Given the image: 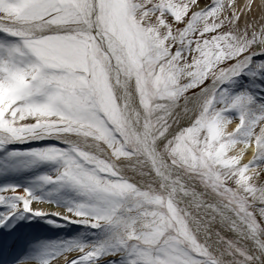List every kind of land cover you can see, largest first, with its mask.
Segmentation results:
<instances>
[{
  "label": "snow or ice",
  "instance_id": "6c2138e0",
  "mask_svg": "<svg viewBox=\"0 0 264 264\" xmlns=\"http://www.w3.org/2000/svg\"><path fill=\"white\" fill-rule=\"evenodd\" d=\"M254 8L0 0L3 165L57 162L41 179L71 197L61 207L0 187V228L31 213L95 230L21 264H264V3ZM44 139L58 145L8 150Z\"/></svg>",
  "mask_w": 264,
  "mask_h": 264
},
{
  "label": "bare ground",
  "instance_id": "6f19581e",
  "mask_svg": "<svg viewBox=\"0 0 264 264\" xmlns=\"http://www.w3.org/2000/svg\"><path fill=\"white\" fill-rule=\"evenodd\" d=\"M255 3L257 5V8H254L253 12L254 14H258V6L261 3H264V0H255ZM233 115H235V113H233ZM232 127H234V125ZM37 141L39 140H33L27 143L11 144L10 146L24 148L33 145ZM42 141H48L47 143H51L52 141H54L56 144H58V141H56L55 139H44ZM3 157L4 156L2 155L0 158V187L15 185L20 189L31 190L33 194H35L36 191L42 193L48 189H50L48 191L52 194H60L62 193V191L64 192V189L59 188L56 185L45 184L41 179L43 176H55L57 174V172L52 174V170L55 171L58 166L57 162L38 161L28 167L9 171L3 165ZM43 207H45V205ZM45 208L50 211L56 210L55 208L52 209L51 207ZM2 211H4V209L0 208V212ZM49 220L56 221V223H50ZM7 225H10V235L8 236L9 239L18 235L20 239L26 240V236L30 232V227L32 225H35L33 234L41 233L43 229L42 235H44L39 241H36L35 243L19 246L17 248L18 250L13 253L12 260L19 257H24L26 260L40 259L45 250L51 249L53 245H59L61 242L72 240L74 239V237H79V235H82L83 237L88 236L83 232H80L86 231L88 229L84 225L68 223V225L61 228L58 218L47 216L38 217L32 215L31 213H23L14 216L7 222ZM3 228H0V231ZM53 237L55 239H50ZM14 250L15 247L12 248L9 252L12 253ZM1 261L8 262V259H1Z\"/></svg>",
  "mask_w": 264,
  "mask_h": 264
},
{
  "label": "rangeland",
  "instance_id": "374dc122",
  "mask_svg": "<svg viewBox=\"0 0 264 264\" xmlns=\"http://www.w3.org/2000/svg\"><path fill=\"white\" fill-rule=\"evenodd\" d=\"M247 80V78H245V81ZM49 146H54V145H46V144H41V141H37L36 143H34L33 145L27 147L26 149H15V148H12L10 145H8V150L11 151V150H19L21 152H24V151H27L29 149H34V148H44V147H49ZM4 156V153L2 151H0V158L1 156ZM60 168V164L58 163V166L57 168L54 170H52V174H54L55 172H58ZM53 189V188H52ZM50 190V189H48ZM48 190H45L44 192L42 193H39L38 191L35 192V196L36 197H39L43 200H51L54 202L55 205L57 206H61V207H66L68 205V203L70 202L71 200V197L68 196L66 194V189H64V192L62 191V193L60 194H52L51 192H49ZM62 203H60V202ZM45 207H51L52 209L55 208V206H48V205H45ZM59 223L61 225V228L63 226H66L68 225V223L66 221H61L59 220ZM35 224V223H34ZM34 228H35V225H32L30 227V232L27 234L26 236V240H22L19 238V236H14L12 238H8L9 236V231H10V225H6L1 231H0V234H2V240H3V244H2V247H0V261L1 259H8V262L5 261L3 262L2 264H21L22 261H25L26 259L24 257H19L17 259H14L12 260V256H13V253H15L18 249L19 246H24V245H28V244H32V243H35L36 241H39L44 235H42V231L41 233H35L33 234L34 232ZM80 232H83L84 234L88 235V236H82V235H79V237H74V239L72 240H80V239H91L92 238V233L95 232L94 229H87L86 231H80ZM79 233V232H78ZM50 239H55L54 237L53 238H50ZM14 243V246H12ZM15 247V250L10 253L9 251ZM10 249V250H9ZM10 253V254H9Z\"/></svg>",
  "mask_w": 264,
  "mask_h": 264
},
{
  "label": "water",
  "instance_id": "95a60500",
  "mask_svg": "<svg viewBox=\"0 0 264 264\" xmlns=\"http://www.w3.org/2000/svg\"><path fill=\"white\" fill-rule=\"evenodd\" d=\"M48 142V141H47ZM50 143V142H49ZM51 143H55L54 141H52Z\"/></svg>",
  "mask_w": 264,
  "mask_h": 264
}]
</instances>
